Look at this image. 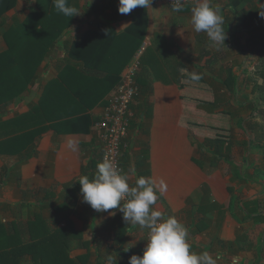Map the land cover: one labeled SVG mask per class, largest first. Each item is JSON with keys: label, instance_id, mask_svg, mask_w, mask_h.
Instances as JSON below:
<instances>
[{"label": "crops", "instance_id": "obj_1", "mask_svg": "<svg viewBox=\"0 0 264 264\" xmlns=\"http://www.w3.org/2000/svg\"><path fill=\"white\" fill-rule=\"evenodd\" d=\"M210 2L219 9L227 35L225 45L218 49L205 33L192 30L193 4L174 13L172 6L152 0L143 24L136 29V8L120 14L119 0H69L80 14L70 18L71 25L58 39L34 87L0 108V142L14 136V129L28 136L20 153L0 154V223L15 234L19 226V237L27 245L36 242L38 264L41 260L44 264H107L109 254L113 264H128L131 255H142L147 229L128 225L118 210H109L114 215L93 210L82 202L77 182L81 175L93 176L101 161L98 126L107 114L116 78L122 79L141 50L139 94L131 106L133 118L122 157L129 183L134 185L138 176L151 177L157 183L163 178L167 190L155 207L187 227L192 250L207 251L213 257L219 254L218 264L247 263L244 259L252 251V241L258 234L264 236V229L256 233L246 230L255 220L248 215L256 210L257 202L250 196L246 202L235 200L230 206L233 195L218 201L221 191L230 186L225 182L220 187L222 163L211 167L205 138L186 123L190 107L186 82L197 73L200 79L195 80L193 91L204 95L202 89L207 85L199 88L197 81L208 79L221 85L223 66H228L230 76L242 64L244 68L251 65L256 54L264 58V0ZM36 11L37 0H16L0 17V53L7 50L4 34ZM88 34L92 36L85 40ZM76 45L82 47L74 58L71 51ZM62 78L75 99H55L61 111H83L52 125L45 122L42 109L35 110L47 85ZM194 113L199 114L197 107ZM18 117L19 124L7 125ZM29 132H36L32 139ZM69 142L76 151L68 147ZM239 168L244 178L246 170L242 165ZM227 169L231 176L225 178L230 183L234 169L229 164ZM131 244L134 247L125 252ZM26 258L31 264V255Z\"/></svg>", "mask_w": 264, "mask_h": 264}, {"label": "trees", "instance_id": "obj_2", "mask_svg": "<svg viewBox=\"0 0 264 264\" xmlns=\"http://www.w3.org/2000/svg\"><path fill=\"white\" fill-rule=\"evenodd\" d=\"M16 4V0H0V17H2L7 11L12 9ZM146 8L136 7L135 9V28L138 29L144 22ZM72 23L69 17H65L62 14L56 12L53 7V0H37V11L31 14L24 22L18 23L16 26L11 27L3 36L7 45V50L0 53V108L7 107L14 99L21 97L28 93L32 87H34L39 71L44 67L45 62L50 58L51 54L56 47L57 41ZM110 28V26H108ZM135 29V30H136ZM91 34L86 35L85 40L89 39ZM143 34L141 36V42L143 40ZM84 40V41H85ZM81 45H76L72 49V55L75 58V52L81 49ZM64 80H56L50 82L44 92L43 100L40 106H37L35 112H39L42 109V116L45 122L55 124L63 122V119L71 117L72 115H79L83 109L76 110L75 112L61 111V106L57 104L56 100L67 101L73 98L71 89L66 88ZM120 77L115 80V88L120 84ZM232 88H237L236 82L233 78L229 79ZM195 80L190 79L186 82V85L190 88L188 96V103H196L198 112L204 111L210 118V125L203 123H189L190 129L197 131L199 135L207 132L209 135L205 137L204 146L208 149L209 154L212 156L210 159L211 167H217L218 163H227L233 168L234 177L243 180V173L241 169L235 168L231 159V153L229 151L230 144L228 135L231 131L230 128H222L220 124H217L220 113L226 121L229 114L224 110L218 108V104L221 102L218 96H214V100H210L212 92L204 90L206 99L210 100L208 109H206L203 103L208 102L200 96V90L194 93ZM223 89L229 90V85L220 82ZM230 86V88H231ZM231 88V89H232ZM235 91H238L237 89ZM236 93V92H235ZM56 94V95H55ZM198 95V96H197ZM203 97V96H201ZM75 99V98H73ZM71 101V99H70ZM206 103H204L205 105ZM218 105V106H217ZM82 107V106H81ZM79 107V108H81ZM220 107V106H219ZM255 112L263 114L264 106L253 105ZM76 108V109H79ZM41 112V111H40ZM203 117V116H202ZM21 117L14 118L7 125H17L20 122ZM228 126L227 124L225 125ZM238 127L249 138V146L252 148L263 149L264 152V127L261 123L255 121L251 116L246 119H239ZM25 127L20 128L21 132ZM203 131V133H201ZM17 129H14V136L2 140L0 142V154L15 155L20 153V149L23 148L25 140L28 138L26 134L16 133ZM36 132H29V136L32 139ZM230 156V157H229ZM196 165L202 166V164L194 158ZM220 187L223 183L220 182ZM215 190V189H214ZM221 198L218 201L228 200L231 195V189L226 188L221 191ZM236 199L231 197L230 203L234 205ZM259 204V200H255ZM254 201V202H255ZM257 212V211H256ZM250 218L261 217V215L249 214ZM20 227L18 226V233H12V230L4 224L0 223V264H30L27 261V256L31 255L32 263L38 264V255L36 254V242L32 245H27L26 241H21L19 237ZM24 258V262H23ZM40 264H44V260L40 261Z\"/></svg>", "mask_w": 264, "mask_h": 264}, {"label": "clouds", "instance_id": "obj_3", "mask_svg": "<svg viewBox=\"0 0 264 264\" xmlns=\"http://www.w3.org/2000/svg\"><path fill=\"white\" fill-rule=\"evenodd\" d=\"M151 3L152 0H119L118 11L127 15L136 7L151 8ZM183 3L184 0H171V11L183 12ZM53 7L65 17L80 14V10L71 5L69 0H53ZM223 23L219 9L210 0H194L190 15L192 30L205 33L211 46L217 49L220 45H225L227 39ZM191 79L199 80L200 76L193 72ZM68 147L76 151L72 142H69ZM130 171L135 174L134 170ZM129 179L128 173L105 156L97 163L93 176L81 175L77 180L81 186L82 202L89 204L93 210H118L128 225L147 229V243L142 255H131L128 264H218L219 254L213 257L207 251H193L187 227L174 215H165L155 207L159 197L167 190V183L163 178L157 183L151 177L138 176L134 185H130ZM114 214V211L109 212V215ZM132 247L134 244L124 251L127 252ZM106 261L107 264H113V256L107 255Z\"/></svg>", "mask_w": 264, "mask_h": 264}, {"label": "rangeland", "instance_id": "obj_4", "mask_svg": "<svg viewBox=\"0 0 264 264\" xmlns=\"http://www.w3.org/2000/svg\"><path fill=\"white\" fill-rule=\"evenodd\" d=\"M1 43L2 41H0V44ZM262 59L264 58L261 56V54H256L251 60V65L248 64L249 66L247 65L244 68V64H242L240 68H233V72H235L234 69H236V72L230 76L228 74V66H223L221 71V73L224 75L223 82L229 85L228 87L230 91L224 88L226 90L225 92L223 87L219 85L218 82H214L212 80L206 79L204 82H196L199 88L200 84L203 86L206 84L209 92L212 88V94L214 96H218L219 100L221 98V102L218 104L220 107L218 108L229 114V117L226 121L222 116L223 113H220V118L218 117L215 119V121L217 120V124H220L222 128H230L231 131L228 135V143L230 144L229 151L231 153L230 156L232 161L236 164L235 168L239 169L240 165H242L244 170H246L244 175L245 179L243 178L245 181L241 182L233 177L229 183V181L225 178V175L229 177L231 176L230 174H227L228 169L226 163H222L219 171H217L222 177L221 182L223 184L226 182L230 186L231 195L236 198L237 202L244 203L249 200L248 198H250V196L253 200L260 201L259 204H256V210H250V212L251 214L257 213L261 215V217H255V220H251V225L249 227L247 226L246 228L247 231L251 230L254 233L260 232V230L264 229V152L263 149H257L254 147L251 148L249 146L248 143L250 137L241 129H239L238 122L239 119H246L251 116V118L261 123V125L264 127L263 114H258L252 109L254 108L253 105H255V107L258 105L264 106V60ZM190 67L192 68L194 66ZM230 78L238 81L236 84L238 91H236V93L231 89L232 86L230 85L229 81ZM246 84L249 86L248 89L245 86ZM199 98H202V102L203 99L208 101L204 102L206 103L205 105L203 103V107L206 106V109H208L210 100H214V97H211L210 100H207L205 93L203 95L201 92ZM189 105V114L186 123H196L199 121V123H203V125H210V120L214 121V118H210L207 114H204V111L202 110H200L201 113L199 112V114L194 113L196 107L195 101H190ZM226 124L228 125L227 127L225 126ZM201 133H203V131H201ZM207 135L209 134L204 132L201 137L205 138ZM207 172L211 173L209 171ZM214 196L216 195L214 194ZM261 218H263V220H261ZM254 239L255 240L252 241V251L248 252V257L244 259V261H247V259L248 261L244 264H248V262H250V264H264V258L258 256L259 254L264 256V236L258 234Z\"/></svg>", "mask_w": 264, "mask_h": 264}, {"label": "built area", "instance_id": "obj_5", "mask_svg": "<svg viewBox=\"0 0 264 264\" xmlns=\"http://www.w3.org/2000/svg\"><path fill=\"white\" fill-rule=\"evenodd\" d=\"M153 2L159 5L172 6L171 0H153ZM193 3L194 0H184L183 8ZM142 51H140L135 61L130 64L120 84L112 93L107 106V114L98 126L97 131L102 145L101 161L107 156L123 171L122 157L124 149L127 147L126 139L133 118L131 106L139 94L137 78L141 66L139 57L142 56Z\"/></svg>", "mask_w": 264, "mask_h": 264}]
</instances>
